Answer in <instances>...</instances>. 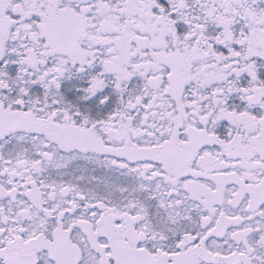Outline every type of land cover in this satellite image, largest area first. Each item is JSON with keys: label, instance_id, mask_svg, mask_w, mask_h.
<instances>
[{"label": "snow or ice", "instance_id": "1", "mask_svg": "<svg viewBox=\"0 0 264 264\" xmlns=\"http://www.w3.org/2000/svg\"><path fill=\"white\" fill-rule=\"evenodd\" d=\"M0 264H264V0H0Z\"/></svg>", "mask_w": 264, "mask_h": 264}]
</instances>
